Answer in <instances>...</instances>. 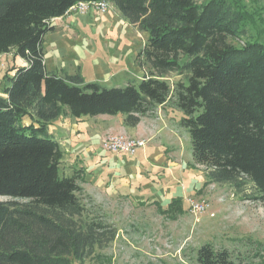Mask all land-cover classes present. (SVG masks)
Segmentation results:
<instances>
[{"label":"trees","instance_id":"obj_1","mask_svg":"<svg viewBox=\"0 0 264 264\" xmlns=\"http://www.w3.org/2000/svg\"><path fill=\"white\" fill-rule=\"evenodd\" d=\"M92 1L101 0H0V56L25 63L3 75L0 95V197L12 200L0 201V264H74L116 237L88 208L80 174L60 171L63 153L48 126L62 115L122 114L134 128L169 104L182 113L207 182L240 192L249 184L248 198L264 204V45L230 42L243 32L235 9L226 0H109L147 39L135 57L142 79L105 88L44 64L52 21ZM171 73L180 77L173 84ZM194 255L195 264H235L209 243Z\"/></svg>","mask_w":264,"mask_h":264},{"label":"crops","instance_id":"obj_2","mask_svg":"<svg viewBox=\"0 0 264 264\" xmlns=\"http://www.w3.org/2000/svg\"><path fill=\"white\" fill-rule=\"evenodd\" d=\"M52 25L54 30L46 35L43 44L47 72L74 75L88 63L102 78L124 83L114 87L142 79L143 69L135 57L147 34L129 24L114 5L105 13L69 11L54 19ZM140 35L142 42L137 40ZM106 37L115 43L111 55L101 57L97 52L109 48ZM13 63L25 65L18 58H13ZM170 106H159L134 128L124 126L122 114L79 119L59 116L48 126V132L63 153L61 173L70 176L78 172L81 187L94 201L98 197L110 203L124 200L139 207L168 206L174 199L185 201L197 181L188 173L192 157L190 161L180 144L181 118L173 116L177 111ZM29 123L27 117L23 118L22 124ZM110 133L143 139L145 145L132 156L106 152L101 148V139Z\"/></svg>","mask_w":264,"mask_h":264},{"label":"rangeland","instance_id":"obj_3","mask_svg":"<svg viewBox=\"0 0 264 264\" xmlns=\"http://www.w3.org/2000/svg\"><path fill=\"white\" fill-rule=\"evenodd\" d=\"M206 1L208 0L198 2ZM226 1L237 12L239 28L243 30L240 37L230 39V42L235 46H243L247 42H259L264 45V0ZM106 39L109 48L97 52L101 57L109 56L113 51L112 45L115 41L109 37ZM137 40L142 42L143 36L140 35ZM13 64L11 54L0 56V95L3 75L11 73ZM79 72L84 83L96 82L105 88L124 84L117 79L102 78L88 63H85ZM179 78L173 73L167 76L170 84ZM174 110L177 113L173 112V116L177 114L180 119L181 111L177 108ZM180 129V144L192 161L188 133L184 128ZM112 134L133 138L124 133ZM188 173L195 176L197 186L185 201L174 204L170 209L167 205L139 207L124 200L110 203L101 197L94 201L84 191L90 197L87 202L91 212L115 228L117 234L106 248L74 264H195V250L205 243H209L216 250H228L235 264H264V204L248 198L253 194L251 186L246 185L240 192L226 184L207 182L204 168L196 166L193 161ZM187 198L206 200L209 204L206 212L191 214ZM10 200L8 197H0V201ZM15 201L23 202L20 199Z\"/></svg>","mask_w":264,"mask_h":264},{"label":"built area","instance_id":"obj_4","mask_svg":"<svg viewBox=\"0 0 264 264\" xmlns=\"http://www.w3.org/2000/svg\"><path fill=\"white\" fill-rule=\"evenodd\" d=\"M111 3L109 0L79 2L72 6L67 12L75 11L78 13H86L90 10H96L105 13ZM101 148L109 153L118 155H134L141 147L145 145L144 140L128 138L121 134H108L101 139ZM188 210L193 215H198L206 212L209 204L204 199L194 200L192 198L186 199Z\"/></svg>","mask_w":264,"mask_h":264}]
</instances>
